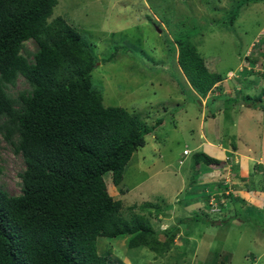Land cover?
<instances>
[{
	"label": "rangeland",
	"instance_id": "374dc122",
	"mask_svg": "<svg viewBox=\"0 0 264 264\" xmlns=\"http://www.w3.org/2000/svg\"><path fill=\"white\" fill-rule=\"evenodd\" d=\"M255 1L227 26L224 9L234 0H56L52 15L75 27L99 57L90 79L101 103L123 107L148 126L162 121L131 153L120 182L112 187L109 173L103 180L120 200L122 215L147 217L156 233L178 224V232L161 254L128 249L127 236L102 237L98 245L108 264H123L118 260L125 256L131 264H264V0ZM182 31L206 69L223 76L204 97L187 84L176 62ZM257 36L262 38L251 45ZM25 47L33 51L36 45L28 40ZM26 87L18 77L7 91L14 95ZM245 95L253 105L242 101ZM231 96L238 99H224ZM238 133L244 139L241 153L248 156V167L241 166L244 178L230 151L217 157V167L190 165L202 144L219 141L228 150L236 140L230 135ZM195 144L201 148L193 150ZM22 169L20 155L0 135V188L7 194H19ZM211 193V204L201 208ZM199 194V201L191 199ZM145 202L150 205L139 206ZM193 213L199 221L189 219Z\"/></svg>",
	"mask_w": 264,
	"mask_h": 264
},
{
	"label": "trees",
	"instance_id": "16d2710c",
	"mask_svg": "<svg viewBox=\"0 0 264 264\" xmlns=\"http://www.w3.org/2000/svg\"><path fill=\"white\" fill-rule=\"evenodd\" d=\"M251 1L234 0L224 9L225 25ZM55 4L0 0V135L23 162L19 194L0 188V264H108L97 251L98 237L127 236L128 249L161 254L178 232L176 225L156 233L147 217L122 215L103 175L109 173L108 182L117 185L131 153L162 121L148 126L123 107L101 103L90 79L99 57L75 27L52 15ZM190 38L182 31L175 41L176 62L187 84L204 97L223 76L206 69ZM28 40L36 45L33 51L25 47ZM18 77L27 87L12 95L7 90ZM242 101L253 105L249 95ZM200 162L216 166L219 160L193 152L190 165ZM196 214L189 219L199 221Z\"/></svg>",
	"mask_w": 264,
	"mask_h": 264
},
{
	"label": "crops",
	"instance_id": "0c3cea01",
	"mask_svg": "<svg viewBox=\"0 0 264 264\" xmlns=\"http://www.w3.org/2000/svg\"><path fill=\"white\" fill-rule=\"evenodd\" d=\"M246 106V107H245ZM245 106H244V108H247V109H249L248 107H250V106H247V104H245ZM227 109V108H226ZM229 110V109H228ZM230 110H233V109H230ZM234 111V110H233ZM239 112H243V110H240ZM241 115V114H240ZM237 136V137H236ZM230 137L231 138H233V137H235V141H229V149L227 150V149H225V148H222L221 147V145H220V142L219 141H217L216 143L217 144H214V142H213V140L212 141H210V142H206L207 144H202V146L204 147L203 148V152H205L206 154H208V155H210V156H212V157H214V158H216V159H218L217 157H219V155L220 154H223V150L224 151H230L231 152V154L232 153H234L235 155H237L238 156V158H237V162H235L234 160H233V162H235L234 163V165L235 166H238V167H240V170H239V177L242 179V178H244V173H247L246 172V167H248V164H247V160H248V156H245V154L243 155L242 153H241V147H240V145H243V142H244V139L241 137V134L240 133H238V134H236V135H230ZM220 145V146H219ZM195 146L196 147H194L193 148V150H199L200 148H201V146H198L197 144H195ZM234 146V147H233ZM264 146V145H263ZM264 148V147H263ZM214 152H217V154H218V156H214V154H212V153H214ZM243 152V151H242ZM219 160V159H218ZM255 161V160H254ZM253 161V162H254ZM242 164L244 165V166H246V167H241L242 166ZM252 167V166H251ZM112 187H113V185H112ZM223 193H225V194H228L227 193V191H224ZM215 193H211V195L209 194V196L207 197V199H206V201H205V199H201V195L202 194H199V195H196V196H194V198H191V199H194L196 202L197 201H199L198 200V198H200L201 199V202H202V204H201V208H203L204 206H205V203L207 204V205H210L211 203H210V201L208 200L209 199V197H211V196H213ZM189 199V198H188ZM216 200H218V199H216ZM182 201H183V199H182ZM181 201V204L183 203ZM189 201H191L190 199H189ZM195 201H191V202H195ZM199 207V206H198ZM172 225V224H171ZM178 226V224H176V227ZM178 228V227H177ZM102 237H98L97 238V240H96V247H97V251L98 250H100V248H101V246H99L98 245V240L99 239H101ZM119 238H123V236H117V237H112L111 238V240H118ZM126 238V237H125ZM107 240H109L110 238H106ZM101 251V254H103V255H108L107 253H106V251L105 250H100ZM103 251V252H102ZM100 253V252H99ZM107 258H108V256H107ZM119 261H121L123 264L124 263H126V262H128V263H132V261L129 259V257L128 256H125V260H118V262ZM124 261V262H123ZM121 262H119V263H121Z\"/></svg>",
	"mask_w": 264,
	"mask_h": 264
},
{
	"label": "clouds",
	"instance_id": "9594fccd",
	"mask_svg": "<svg viewBox=\"0 0 264 264\" xmlns=\"http://www.w3.org/2000/svg\"><path fill=\"white\" fill-rule=\"evenodd\" d=\"M254 2H256V1H254ZM262 37H259V36H257V41H254V43L253 44H251V45H257L256 43L259 41L258 39H261ZM250 45V46H251ZM241 69H243V67H240ZM244 70V69H243ZM126 264H130V263H126Z\"/></svg>",
	"mask_w": 264,
	"mask_h": 264
}]
</instances>
